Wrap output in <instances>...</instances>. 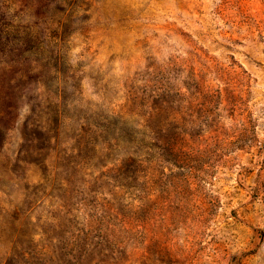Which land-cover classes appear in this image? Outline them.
<instances>
[{
    "label": "rangeland",
    "instance_id": "374dc122",
    "mask_svg": "<svg viewBox=\"0 0 264 264\" xmlns=\"http://www.w3.org/2000/svg\"><path fill=\"white\" fill-rule=\"evenodd\" d=\"M0 264H264V0H0Z\"/></svg>",
    "mask_w": 264,
    "mask_h": 264
}]
</instances>
